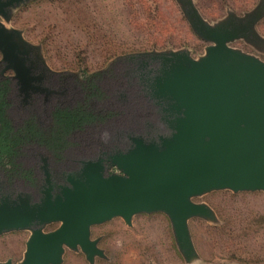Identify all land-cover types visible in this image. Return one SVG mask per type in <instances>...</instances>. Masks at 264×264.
Masks as SVG:
<instances>
[{"label": "water", "instance_id": "obj_1", "mask_svg": "<svg viewBox=\"0 0 264 264\" xmlns=\"http://www.w3.org/2000/svg\"><path fill=\"white\" fill-rule=\"evenodd\" d=\"M33 1L0 0V53L21 87L54 73L42 47L8 26L14 11ZM177 1L193 32L209 44L204 56L169 50L119 58L157 122L129 135L125 149L82 160L71 172H46L36 193L0 180V236L31 233L20 264H63L67 249L81 251L92 264L105 257L91 238L93 227L116 218L132 226L135 216L157 213L168 217L178 250L191 263L199 255L190 220H217L196 198L218 191L264 193V61L230 46L238 40L264 44L257 31L264 0L244 16L231 13L216 24L202 17L194 0ZM113 167L119 173L111 174ZM52 224L59 227L46 232Z\"/></svg>", "mask_w": 264, "mask_h": 264}, {"label": "rangeland", "instance_id": "obj_2", "mask_svg": "<svg viewBox=\"0 0 264 264\" xmlns=\"http://www.w3.org/2000/svg\"><path fill=\"white\" fill-rule=\"evenodd\" d=\"M261 1L194 3L208 23L216 24L231 13L244 16ZM8 26L22 30L29 42L42 47L54 72L52 82L58 84L60 92L61 88L68 89L63 96L70 101L53 99L52 105L60 108L69 104L71 110L84 111L86 115L67 128H59L66 132H59L63 136L59 145L73 142L57 168L59 173L74 171L80 161L97 159L103 152L125 149L129 135L139 133L147 121L157 122L151 102L142 95L135 77L128 73V65L119 58L134 53L187 50L198 59L209 46L193 32L177 0H44L15 10ZM257 31L264 38V18ZM230 46L264 61V44L254 47L238 40ZM39 104L38 108L45 111ZM21 110L15 107L17 115L10 114L15 136ZM36 150L44 156L51 154L44 147ZM17 152L4 162L15 174L13 188L29 192L27 181L19 178L29 172L24 168L36 163L31 159L35 150L18 147ZM194 201L209 205L217 218H194L189 222L198 259L185 262L170 220L157 213L135 216L132 226L116 218L93 227L92 237L102 239L100 248L105 257H97L92 264H264L263 192L218 191ZM58 227L52 224L45 231ZM30 235L29 231H20L0 236V259L21 263ZM63 264L91 263L81 251L67 249Z\"/></svg>", "mask_w": 264, "mask_h": 264}, {"label": "flooded vegetation", "instance_id": "obj_3", "mask_svg": "<svg viewBox=\"0 0 264 264\" xmlns=\"http://www.w3.org/2000/svg\"><path fill=\"white\" fill-rule=\"evenodd\" d=\"M38 71L42 72L41 69ZM53 75L54 73L44 72L40 83H28L25 86L21 87L17 84L18 81L15 78L14 71L5 68V64L2 61V55L0 53V112L2 113V117L9 125L8 130L5 133V137L7 140L11 141V144L13 145V149L15 151L14 154L18 153V147H22L23 149L31 147L35 150V152L31 156V159H33V161L36 163L33 164V166L31 165V167L24 168L29 172H27V175L23 174L25 178H19L22 180L25 179L27 181V184L29 185L28 190H30L29 192L32 193H36L38 187L42 183L43 178L45 177L46 172H49L51 174L54 172L58 173L57 168L63 162V160H65L64 157L65 152H67V148L69 149V147H71L73 144L71 140V145L70 143H68V141L66 144L64 143L61 146L59 145V143H61L60 139L61 137H63L59 135V132H62V134H64L65 132L59 128H67L68 125H73V117H71L70 115L74 114V112H80L74 109L71 110V106H69V104H66V106L60 108L56 105H52L53 99H64L65 101H70L69 98H65L63 96L64 92L68 89L61 88L60 92V88L59 90L57 88L58 84H54L52 82V80L54 79ZM39 103L44 106L45 111H42L38 108V105H40ZM15 107H19L22 109L21 113H18L20 127L17 136L13 135V132L11 131L12 118L10 117L11 113L17 115V112H14ZM64 113H66L67 116H64ZM14 115L11 114L12 117ZM44 121L49 122L46 124ZM2 130L3 127L0 123V133H2ZM13 136L15 137V139ZM39 147H44L47 151H50V156H44L40 153H37L38 151L36 150V148ZM117 150H109L107 152H103L101 155L110 154L116 152ZM14 154L10 155V157H3V160L12 159ZM6 162L7 161L0 163V180L7 182L11 187H13L15 174H13L11 168H6V166H9ZM110 173L113 174L119 172L115 167H113ZM91 238L92 240H99L98 247L100 248L102 239H95L92 237V235ZM97 257L98 256H96L95 259ZM8 261H11L12 264H14L11 259H8L6 261L0 259V263H6Z\"/></svg>", "mask_w": 264, "mask_h": 264}, {"label": "trees", "instance_id": "obj_4", "mask_svg": "<svg viewBox=\"0 0 264 264\" xmlns=\"http://www.w3.org/2000/svg\"><path fill=\"white\" fill-rule=\"evenodd\" d=\"M38 1H44V0H35L32 3H37ZM64 116H67L66 113H64ZM71 117H73V122H78L79 120H81L83 118V116H86L83 112H74V114L70 115ZM0 123L3 127L2 133H0V163L4 162V158L5 156L9 157L10 155L14 154V149H13V145L11 144L10 140H7L5 137V133L8 130V123L6 122V120L2 117V113L0 112Z\"/></svg>", "mask_w": 264, "mask_h": 264}]
</instances>
